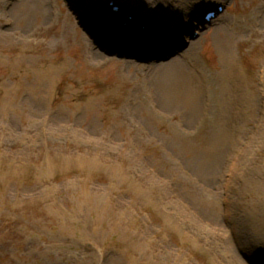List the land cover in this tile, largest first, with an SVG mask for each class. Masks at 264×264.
<instances>
[{
    "label": "rangeland",
    "instance_id": "rangeland-1",
    "mask_svg": "<svg viewBox=\"0 0 264 264\" xmlns=\"http://www.w3.org/2000/svg\"><path fill=\"white\" fill-rule=\"evenodd\" d=\"M115 1L0 0V264H264V0Z\"/></svg>",
    "mask_w": 264,
    "mask_h": 264
},
{
    "label": "bare ground",
    "instance_id": "bare-ground-1",
    "mask_svg": "<svg viewBox=\"0 0 264 264\" xmlns=\"http://www.w3.org/2000/svg\"><path fill=\"white\" fill-rule=\"evenodd\" d=\"M96 15H99V14H96ZM102 18H103V16L101 17V19H96V22H98V23L101 22ZM87 26L89 28L92 27L94 29L96 27V30H95L96 32L103 31L102 28L101 29H98L97 28L96 23H95V26L94 25H90V24H88ZM111 34H112V32L110 34H108V35H111ZM139 37H141V36H139ZM104 39L105 38L103 37L102 42L104 41ZM149 40L150 41H153L150 38H149ZM223 61L225 63L229 64V65H231V63H232L231 58H229V60L228 59H223ZM161 66H164V65H161ZM169 67L170 66L166 67L165 69H167ZM191 77H192V79L190 81H188L186 83V85H185V83H180V82L179 83H176L177 80L174 81V83H173L172 76H170V78H168V80L167 79L165 80L164 87H166V88H164L165 89L164 90V93H166V95L169 96V97L171 96V99H173V100H175V98L177 100V98H178L179 99V103L182 104L183 108H186L187 110H189L188 112H198V110H200V112L202 113L201 109H198L197 110V108H194L193 109V107H190L191 106L190 103H192V105H193L194 104L193 102H196L195 99L196 100L199 99V92L201 91L202 84L203 83L205 84V80H204V77L202 76V74L201 75L200 74H196V77L197 78H195L193 72L191 73ZM172 86H173V88L175 86V91H177L176 96H174L173 93H172V90L174 91V89L172 88ZM195 106L197 107V105H195ZM203 109L204 108H202V110ZM191 110H193V111H191ZM219 135L222 136V137H224V138H226L225 136H229V132H227V133H220ZM233 135L234 134L231 133V136H233Z\"/></svg>",
    "mask_w": 264,
    "mask_h": 264
}]
</instances>
